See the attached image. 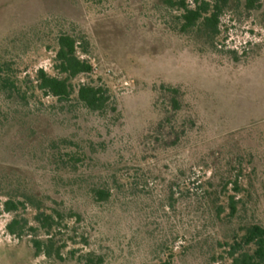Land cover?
I'll return each instance as SVG.
<instances>
[{
	"label": "rangeland",
	"instance_id": "1",
	"mask_svg": "<svg viewBox=\"0 0 264 264\" xmlns=\"http://www.w3.org/2000/svg\"><path fill=\"white\" fill-rule=\"evenodd\" d=\"M177 14L165 0H0V56L18 75L51 72L52 36L82 32L93 77L110 87L121 112L114 122L88 112L47 122L50 133L81 139L91 152L83 169L70 175L50 173L27 156L12 157L0 141V178L18 170L35 194L50 196L51 206L79 213V222H67L87 245L67 240L63 256L75 247L103 256V264H231L223 243L232 242L240 225L264 226V0L253 6L228 0L218 35L179 31ZM162 83L183 90L182 115L195 120L175 146L164 144L172 137L166 131L154 138ZM237 158L245 206L238 205L236 216L227 218L224 208L215 218L183 195L168 204L172 181L182 192L195 177L203 182L215 173L218 182L226 162L235 165ZM96 186L111 189L106 202L92 200ZM11 217L0 214V264H77L34 256L30 236L6 232Z\"/></svg>",
	"mask_w": 264,
	"mask_h": 264
},
{
	"label": "trees",
	"instance_id": "2",
	"mask_svg": "<svg viewBox=\"0 0 264 264\" xmlns=\"http://www.w3.org/2000/svg\"><path fill=\"white\" fill-rule=\"evenodd\" d=\"M258 1L247 0L249 6ZM165 4L179 11L174 16L179 31L195 28L218 35L220 16L224 14L228 0H165ZM51 40L54 44L51 72L38 68L33 75L20 76L13 62L0 56V141L2 149L10 156H27L41 162L48 172L65 176L81 171L91 159V152L81 139L50 133L47 122L68 114L75 117L82 112L114 122L121 112L110 87L100 78L93 77L94 66L85 57L89 53L86 36L82 32L60 30ZM80 76L84 79H78ZM157 92L162 116L155 124L154 138H163L166 131V135L172 137L169 142L164 140V144L175 146L195 126V120L193 114L182 115L186 101L180 87L162 83ZM42 117L46 119L45 125L39 122ZM10 121L12 126H9ZM241 160L237 158L235 165L226 162V172L221 174L218 182H215V173L203 182L195 177L192 181L187 180L186 190L182 192L179 183L172 181L168 204L173 205L177 197L183 195L188 199L195 198L202 208L213 210L215 218L220 217L224 208H229L226 217L233 218L239 211L238 205L245 206L238 196L244 191L240 183L244 175ZM8 173L0 178V196L5 197L0 202V214H12L5 225L9 235L18 239L30 236L34 256L42 254L57 261L75 260L77 264L104 263L103 256L79 253L80 249L75 247L63 256L62 250L68 241L73 245H87L86 237L78 236L76 230L68 226L69 219L80 221L79 213L51 206L50 196L35 194L18 170L11 168ZM189 184L195 185L194 190L188 188ZM90 194L94 202H106L111 189L96 186L90 189ZM221 199H225V203ZM28 210L33 211L30 217ZM68 229L71 234L63 238ZM231 238L232 242L223 243L228 247L225 252L231 264H264L263 225L255 221L240 225ZM163 264H170V261Z\"/></svg>",
	"mask_w": 264,
	"mask_h": 264
}]
</instances>
